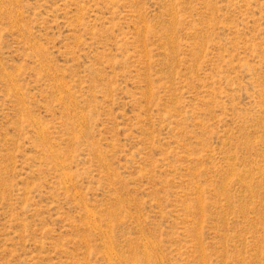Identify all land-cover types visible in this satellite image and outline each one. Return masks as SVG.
<instances>
[{
	"label": "rangeland",
	"instance_id": "374dc122",
	"mask_svg": "<svg viewBox=\"0 0 264 264\" xmlns=\"http://www.w3.org/2000/svg\"><path fill=\"white\" fill-rule=\"evenodd\" d=\"M0 264H264V0H0Z\"/></svg>",
	"mask_w": 264,
	"mask_h": 264
}]
</instances>
